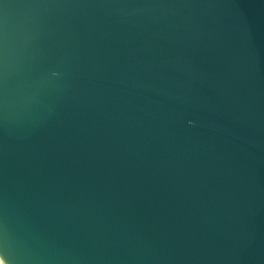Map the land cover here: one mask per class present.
I'll list each match as a JSON object with an SVG mask.
<instances>
[{"label":"water","instance_id":"water-1","mask_svg":"<svg viewBox=\"0 0 264 264\" xmlns=\"http://www.w3.org/2000/svg\"><path fill=\"white\" fill-rule=\"evenodd\" d=\"M2 264H264V0H0Z\"/></svg>","mask_w":264,"mask_h":264},{"label":"bare ground","instance_id":"bare-ground-1","mask_svg":"<svg viewBox=\"0 0 264 264\" xmlns=\"http://www.w3.org/2000/svg\"><path fill=\"white\" fill-rule=\"evenodd\" d=\"M0 264H2V263L0 262Z\"/></svg>","mask_w":264,"mask_h":264}]
</instances>
